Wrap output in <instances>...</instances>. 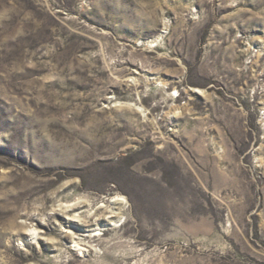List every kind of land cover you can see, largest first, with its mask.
Wrapping results in <instances>:
<instances>
[{"label":"rangeland","instance_id":"obj_1","mask_svg":"<svg viewBox=\"0 0 264 264\" xmlns=\"http://www.w3.org/2000/svg\"><path fill=\"white\" fill-rule=\"evenodd\" d=\"M0 264H264V0H0Z\"/></svg>","mask_w":264,"mask_h":264},{"label":"bare ground","instance_id":"obj_2","mask_svg":"<svg viewBox=\"0 0 264 264\" xmlns=\"http://www.w3.org/2000/svg\"><path fill=\"white\" fill-rule=\"evenodd\" d=\"M125 201H124V199L123 198H121V199H116V200H113V201H111L110 202V208H112V207H116V206H119V207H122V205H123V203H124ZM70 210V209H69ZM110 215H109V218L110 219H112V220H114L115 218H117L118 217V215L114 212V211H111L110 213H109ZM71 220H73V221H79V220H76L75 218H73V219H71ZM34 231V230H33ZM36 234V232H33V235H35Z\"/></svg>","mask_w":264,"mask_h":264}]
</instances>
